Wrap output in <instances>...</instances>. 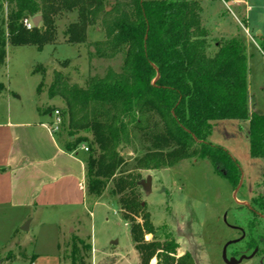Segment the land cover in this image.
<instances>
[{"label":"trees","instance_id":"16d2710c","mask_svg":"<svg viewBox=\"0 0 264 264\" xmlns=\"http://www.w3.org/2000/svg\"><path fill=\"white\" fill-rule=\"evenodd\" d=\"M202 2L113 0L107 8L106 0L0 1V11L4 5L7 11L5 18L0 15V65L8 43L44 49L56 38V17L74 9L78 19L66 27L69 42H85L87 27L97 23L104 30V39L97 42L99 48L103 45L100 54H123L119 71L109 67L81 86L56 71L47 94L63 102L66 150H78L87 139L83 134H91L84 158L86 196L98 198L107 181L113 180L111 191L119 195L123 218L131 223V238L142 264H150L154 255L156 264L196 262L189 251L177 257L178 242L172 232L151 222L137 190L138 174L116 175L124 162L120 146L136 138L149 143L136 160L135 167L142 169L208 158L214 171L236 189L242 177L238 159L207 138L217 120H248L249 153L264 159V113H249L245 43L237 36L220 37L209 53L211 30L202 22ZM36 15L42 17L39 24L26 27L24 21ZM4 87L0 81V91ZM251 203L264 215V193L253 196ZM157 230L163 241L144 239L147 233L155 237Z\"/></svg>","mask_w":264,"mask_h":264},{"label":"rangeland","instance_id":"374dc122","mask_svg":"<svg viewBox=\"0 0 264 264\" xmlns=\"http://www.w3.org/2000/svg\"><path fill=\"white\" fill-rule=\"evenodd\" d=\"M222 1H215L202 13L203 23L212 27L209 53L216 49V40L221 35L237 36L244 41L249 105L264 113V0ZM112 3L113 0H106V7ZM0 15L7 16L5 5ZM77 19L75 9L59 14L55 21L56 38L42 50L35 45H6L7 55L0 65V81L5 86L0 93L1 114L10 111L13 116L24 114L38 119L48 116L43 110L51 107L52 118L55 109L63 108L60 98L52 99L47 94L56 71L70 83L81 86L89 76L103 75L109 67L121 69L122 53L113 57L100 54L103 45L99 48L97 42L104 39V30L97 23L87 27L85 42L67 40L66 27ZM66 120L67 116H63L58 131L65 143ZM83 135L87 139L78 146V151L85 158L88 150L81 147L88 146L92 136ZM207 139L238 158L242 171L238 188L234 189L215 172L208 158L181 159L158 168H136L137 158L149 148V143L138 138L130 145L120 146L124 162L116 175L137 173L140 179L152 175V191L147 195L140 185L139 197L151 222L156 227L165 225L172 232L178 242L177 257L189 251L196 264H228L223 258V247L239 239L227 247V256L240 257L256 250L253 257L236 264H264V215L251 203L253 196L264 192V159L249 153L243 122L219 121ZM112 188L113 180L107 181L98 198L86 196L84 204L76 207L6 212V217H0V264H142L131 238V223L123 218L119 195H114ZM23 214L29 215L25 221ZM30 220L29 229H23ZM144 239L164 238L157 230L155 237L147 233ZM156 262L154 255L149 263Z\"/></svg>","mask_w":264,"mask_h":264},{"label":"crops","instance_id":"0c3cea01","mask_svg":"<svg viewBox=\"0 0 264 264\" xmlns=\"http://www.w3.org/2000/svg\"><path fill=\"white\" fill-rule=\"evenodd\" d=\"M215 1L203 0V10ZM207 27L212 32V27ZM252 112L257 111L249 105V113ZM50 114L49 117L32 119L24 114L13 116L10 111L0 112L1 218L7 216L6 212L76 207L86 200L84 156L80 157L78 150L65 149L64 136L48 127L52 119ZM222 120L215 121L213 128ZM232 120L243 122L247 134L248 120ZM28 218V214H23L22 221Z\"/></svg>","mask_w":264,"mask_h":264},{"label":"water","instance_id":"95a60500","mask_svg":"<svg viewBox=\"0 0 264 264\" xmlns=\"http://www.w3.org/2000/svg\"><path fill=\"white\" fill-rule=\"evenodd\" d=\"M42 17L41 15H36L32 18V22L34 25H38L39 22L41 21ZM140 185L142 186V189L145 191V193L148 195L152 190H151V185H152V175L149 174L145 179H141L140 180ZM29 221H27L24 226L22 227L23 229H29ZM239 239H234L232 241H229L227 242L224 247H223V250H222V253H223V258L225 260L226 263L228 264H236V263H239L241 262L242 260L244 259H247L249 257H253L257 252L256 250L253 251V253L249 254V255H242L240 257H236V256H232V257H228L227 256V253H226V249L229 245H231L232 243L234 242H237Z\"/></svg>","mask_w":264,"mask_h":264},{"label":"built area","instance_id":"2783aa9c","mask_svg":"<svg viewBox=\"0 0 264 264\" xmlns=\"http://www.w3.org/2000/svg\"><path fill=\"white\" fill-rule=\"evenodd\" d=\"M24 24L26 27L30 28V26L33 24L32 18L27 19L24 21ZM62 125V117H61V112L58 109H55L54 114L52 115V119L49 122L48 127H50L52 132H58L61 128ZM84 150H88V146L82 145L81 147Z\"/></svg>","mask_w":264,"mask_h":264}]
</instances>
